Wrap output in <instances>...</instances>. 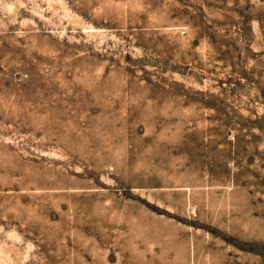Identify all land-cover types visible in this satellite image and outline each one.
I'll return each mask as SVG.
<instances>
[{
  "label": "rangeland",
  "instance_id": "1",
  "mask_svg": "<svg viewBox=\"0 0 264 264\" xmlns=\"http://www.w3.org/2000/svg\"><path fill=\"white\" fill-rule=\"evenodd\" d=\"M221 188L264 264V0H0V264H125L127 203Z\"/></svg>",
  "mask_w": 264,
  "mask_h": 264
},
{
  "label": "crops",
  "instance_id": "2",
  "mask_svg": "<svg viewBox=\"0 0 264 264\" xmlns=\"http://www.w3.org/2000/svg\"><path fill=\"white\" fill-rule=\"evenodd\" d=\"M210 190H180L179 202L153 196L140 208L127 203L126 239L118 245L125 251V264H255V253L228 241L232 236L247 238L245 222L231 215L235 190ZM205 214L206 219L201 217ZM235 225L242 226L243 233H237Z\"/></svg>",
  "mask_w": 264,
  "mask_h": 264
}]
</instances>
